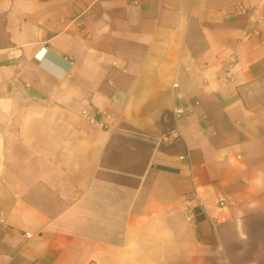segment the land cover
Segmentation results:
<instances>
[{"label": "crops", "instance_id": "crops-1", "mask_svg": "<svg viewBox=\"0 0 264 264\" xmlns=\"http://www.w3.org/2000/svg\"><path fill=\"white\" fill-rule=\"evenodd\" d=\"M0 264H264V0H0Z\"/></svg>", "mask_w": 264, "mask_h": 264}, {"label": "built area", "instance_id": "built-area-1", "mask_svg": "<svg viewBox=\"0 0 264 264\" xmlns=\"http://www.w3.org/2000/svg\"><path fill=\"white\" fill-rule=\"evenodd\" d=\"M175 85H177V84L175 83ZM190 110H191L190 108H187L184 106H177L174 108V113H175V116L177 118H180L183 115L187 114ZM83 113L87 116V118L89 119V121L92 124L99 125L100 121L94 113H92L88 109H84ZM226 202H227V200L224 196L219 197V199H218L219 206H221V207L226 206ZM189 219H192V216H189ZM26 234H27V236H31V233H29V232H27Z\"/></svg>", "mask_w": 264, "mask_h": 264}]
</instances>
